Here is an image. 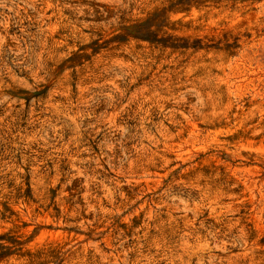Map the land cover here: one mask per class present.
<instances>
[{
    "label": "rangeland",
    "instance_id": "1",
    "mask_svg": "<svg viewBox=\"0 0 264 264\" xmlns=\"http://www.w3.org/2000/svg\"><path fill=\"white\" fill-rule=\"evenodd\" d=\"M0 264H264V0H0Z\"/></svg>",
    "mask_w": 264,
    "mask_h": 264
}]
</instances>
